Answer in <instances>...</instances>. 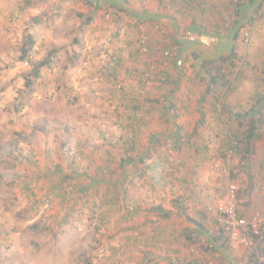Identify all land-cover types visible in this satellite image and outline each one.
<instances>
[{"label": "rangeland", "instance_id": "374dc122", "mask_svg": "<svg viewBox=\"0 0 264 264\" xmlns=\"http://www.w3.org/2000/svg\"><path fill=\"white\" fill-rule=\"evenodd\" d=\"M239 1L4 0L0 264H248L264 248V173L249 169L264 162V0H246L252 6L238 16ZM230 12L242 33L228 67L233 82L212 89L200 62L231 53L238 27ZM29 37L33 51L21 59ZM48 57L27 85L34 63ZM149 62L155 70L145 82ZM167 118L176 120L167 132L185 131L178 154L167 151L171 136L152 137ZM255 125L251 144L240 141ZM165 157L168 184L147 167ZM231 185L238 213L260 226L248 245L216 220Z\"/></svg>", "mask_w": 264, "mask_h": 264}, {"label": "trees", "instance_id": "16d2710c", "mask_svg": "<svg viewBox=\"0 0 264 264\" xmlns=\"http://www.w3.org/2000/svg\"><path fill=\"white\" fill-rule=\"evenodd\" d=\"M250 1H253V0H250ZM250 1L247 2L246 0H240L236 5H234V10H235L236 15L239 16L240 15V12L243 9H246V11H249L250 7L252 6V3ZM226 7L228 8L229 11L232 10V8L230 7V5L229 6L228 5L227 6L225 5L224 9ZM230 14L231 15H229V16L232 18L234 14H232L231 12H230ZM152 18H151V20H152ZM154 19H155V17H154ZM224 20H227V19H224ZM248 20H251V17ZM232 23H233V25H232L233 27L232 28H234V26H237L238 28H235L234 29V33L231 35L232 36V39H233V47H232L231 53L228 55L227 53L222 52L223 50H221L220 51V54H218L217 57H215V58H211V57L210 58H207V57L205 58V57H203L201 59V62H200L201 67H204L203 68L204 72L207 75L210 76V84H209V87L213 86L212 89L215 87V85H218V86H221V87H225V86L227 87L228 86L229 89H230V87L232 85V82H233V80H232L233 78H231V75L232 74L229 75L230 73H228L230 71V68L228 69V67L229 66H232V64L233 65L236 64L233 57H235L237 55V53H236V45L235 44L237 43V40L240 37V35H242L241 30H240L241 28L238 26L241 23L240 17H236L235 19L233 17V22ZM218 26H221V25L217 24L216 27H218ZM197 29H199V26H197ZM139 44H140V47L142 48V50L144 52H146L147 49H148V45H147L146 38L143 37V35L139 38ZM34 45H35V40L32 37H29L28 41L25 43V46L22 49L23 53H22V55H21L20 58L21 59H25L26 56H27V54L29 52L33 51ZM141 48H140V50H141ZM167 49H169L171 51V53L173 54V51H172L171 47H169ZM53 51H56V50H53ZM53 51H52V54H50L51 56L54 53ZM49 59H50V57H48L47 59H45L43 61H39L37 63H34V67L32 68V71L29 73V76L28 75L26 76V84L27 85H30L34 80L38 79L41 76V70H42V68H44L46 65L49 64L48 63L50 61ZM217 60H219L218 62L219 63H222V65H220L216 69V71L213 72V68L211 70L209 68V65H212L211 63H213V61L215 62ZM173 61L176 64L175 59ZM223 65H226V67L224 68ZM169 79L171 80V76H170L169 73H167V79H166V81H169ZM176 81L177 80L175 78V80L173 79L172 82H176ZM216 98H219V96H217ZM225 98H226V100L223 101L222 108L221 109L226 108L229 105V103H227V97H225ZM74 100L75 99H73V101ZM262 102H264V99L263 98H262ZM217 105H220V103H218ZM169 108H172L173 109L174 107L172 106V104H170ZM128 118H130V116H128ZM201 120L202 121H205L206 120L205 117H203V115L201 117ZM175 121H176L175 119H173V120H171L170 118L165 119L164 120V123H165V128L166 129H164L163 133H159V135H156L154 133L153 134L155 136H158V139L157 140L162 139L163 136H164V138H166L167 136H169V137L171 136L174 139L175 144L173 146V150H167V151L168 152L169 151L170 152L171 151H174V152H177V154H178L179 151L182 149L181 146L184 144V141H185L184 140V132L185 131L183 130V126L182 125H178V127L175 129V131H173V133H170L171 131L170 132H167V129L169 127L168 124L170 122L173 123V124H175ZM255 130H256V125L254 126V128L249 129V132L248 133L243 132L242 134H240L243 137V138H240V141L245 140V142L247 143V145H250L251 142H252V140H253V138L256 137ZM199 131L200 130L198 129V127H196L195 128V132H194L195 133L194 136L195 135L200 136L202 133L199 132ZM190 136H192V135H190ZM238 138H239V136H236L235 137V139H238ZM240 141H237V143H235V144L232 143V142L229 144V147H231L232 151L239 150V148H240L239 142ZM135 146H136V142H135ZM206 148H207L206 145L203 144L202 146L198 147L197 151H200L199 152V154H200L201 153V150L204 149V151H205ZM249 151L250 150H247L244 153V157H246V158L249 157L247 155V153H249ZM165 154L166 155H169L168 153H165ZM148 158L149 157H146V159L144 158L145 160L143 162L145 163L148 160ZM157 160L158 159H156L153 163L147 165V167L152 172V178L154 179V176L155 177H159V180H158L159 182L168 184L170 181H166V179H169V178L171 179L172 177H170V175L168 173H165L164 169L163 168L161 169V167L166 166L168 164L166 162H168L169 159H167V157H165V158L160 159L159 161H157ZM255 163L256 164H254V167H253V165H250L249 166V169L255 168L258 171V173H264V162L262 160H258ZM147 167L145 166V171L148 169ZM185 181H186V179H183L182 182H185ZM166 182H168V183H166ZM153 186H155V185H153ZM238 198H239V194H238V191H237V199ZM135 208L136 207H132V206L129 207L128 212H131ZM157 208H160V207H157ZM161 210L162 209H160L159 213L162 214L163 216H167V215H165L167 212L166 211H163V210L161 211ZM138 212H139V210H138ZM153 232H154V234L155 233H158L157 228H155V229L153 228ZM251 235L254 238V240L257 239V238H259V236H260V234H254V233H251ZM191 262H194V261H191ZM248 264H264V248L255 250L253 253H251L250 259L248 261Z\"/></svg>", "mask_w": 264, "mask_h": 264}, {"label": "built area", "instance_id": "2783aa9c", "mask_svg": "<svg viewBox=\"0 0 264 264\" xmlns=\"http://www.w3.org/2000/svg\"><path fill=\"white\" fill-rule=\"evenodd\" d=\"M186 36L190 40L196 39V35L191 30L186 32ZM216 40V37L212 36L207 42L212 44L216 42ZM164 54L170 57L173 55L169 49L165 50ZM176 64L177 66H182L183 60L178 58ZM154 70L155 65L149 62L142 74V78L145 82H148L153 76ZM236 200L237 189L235 185H231L227 194L218 203L216 220L220 224L221 230L228 235L231 241H237L241 244L248 245L252 236L251 233L259 234L260 232L258 229L260 226L258 221L251 222L238 213L236 209Z\"/></svg>", "mask_w": 264, "mask_h": 264}, {"label": "crops", "instance_id": "0c3cea01", "mask_svg": "<svg viewBox=\"0 0 264 264\" xmlns=\"http://www.w3.org/2000/svg\"><path fill=\"white\" fill-rule=\"evenodd\" d=\"M9 6V4L8 5H6L5 4V2H4V0H0V8H1V10L6 14V8ZM171 72V71H170ZM154 135V134H153ZM152 135V137L153 138H156L157 136H153ZM151 160V159H150ZM152 161V160H151ZM154 162V161H153Z\"/></svg>", "mask_w": 264, "mask_h": 264}, {"label": "clouds", "instance_id": "9594fccd", "mask_svg": "<svg viewBox=\"0 0 264 264\" xmlns=\"http://www.w3.org/2000/svg\"><path fill=\"white\" fill-rule=\"evenodd\" d=\"M176 61V60H175ZM177 65V64H176Z\"/></svg>", "mask_w": 264, "mask_h": 264}]
</instances>
